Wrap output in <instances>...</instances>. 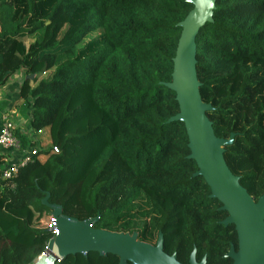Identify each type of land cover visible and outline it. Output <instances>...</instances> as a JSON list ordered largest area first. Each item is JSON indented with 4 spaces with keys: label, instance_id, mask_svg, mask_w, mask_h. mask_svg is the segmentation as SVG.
<instances>
[{
    "label": "trees",
    "instance_id": "trees-1",
    "mask_svg": "<svg viewBox=\"0 0 264 264\" xmlns=\"http://www.w3.org/2000/svg\"><path fill=\"white\" fill-rule=\"evenodd\" d=\"M191 0H0V90L17 73L21 112L33 132L50 131L42 158L2 179L0 154V264H34L54 238L29 224L50 210L94 227L138 234L189 264H233L238 248L228 213L195 177L189 139L172 82ZM34 42L27 46L26 41ZM46 75L42 79L39 77ZM200 94L220 139L234 142L225 159L257 201L264 195V0H217L214 22L197 37ZM5 111V110H1ZM21 149L35 144L16 130ZM38 147V146H37ZM58 148V153L53 149ZM49 216V217H48ZM57 264H119L113 255H69Z\"/></svg>",
    "mask_w": 264,
    "mask_h": 264
},
{
    "label": "water",
    "instance_id": "water-1",
    "mask_svg": "<svg viewBox=\"0 0 264 264\" xmlns=\"http://www.w3.org/2000/svg\"><path fill=\"white\" fill-rule=\"evenodd\" d=\"M193 9L178 27L181 35L173 63L172 82L165 86L176 95L179 113L169 122H182L189 139L190 160L198 167L195 177L204 178L211 190V198L222 204L228 213L222 222L225 227L234 225L238 236V248L231 246L226 255L233 264H264V195L255 200L241 185L225 159L226 148L234 142L216 136L208 113L210 104L203 102L197 75V37L201 29L214 22L217 0H191ZM34 77V76H30ZM49 195L42 201L50 210L54 238L47 251L34 264H57L69 255L98 253L101 257L113 255L119 264H181L177 254L164 251V236L159 235L156 244L140 241L137 233H118L94 227L96 219L80 221L64 214L62 206L52 204ZM189 264H206V258L198 262L196 249Z\"/></svg>",
    "mask_w": 264,
    "mask_h": 264
},
{
    "label": "built area",
    "instance_id": "built-area-1",
    "mask_svg": "<svg viewBox=\"0 0 264 264\" xmlns=\"http://www.w3.org/2000/svg\"><path fill=\"white\" fill-rule=\"evenodd\" d=\"M15 114L11 111H0V154L5 155V167L2 170V179L4 181L11 180L18 174L19 168L31 163L35 157L42 158V153L45 141L43 140L42 132H35L40 137H29V139L35 144L32 149H21L20 142L16 136V119ZM38 146V147H37ZM9 152H17L21 155L20 160L17 164H13L10 156L7 155ZM54 153H58V148L53 149ZM53 228V222L51 220L50 230ZM55 235V231H53Z\"/></svg>",
    "mask_w": 264,
    "mask_h": 264
},
{
    "label": "crops",
    "instance_id": "crops-1",
    "mask_svg": "<svg viewBox=\"0 0 264 264\" xmlns=\"http://www.w3.org/2000/svg\"><path fill=\"white\" fill-rule=\"evenodd\" d=\"M45 76H41L38 79H42ZM26 80H30L31 81V86L34 87L35 84L33 83L34 81V77H27L26 74L24 72H19L16 74V76L14 77V79L12 81H10L6 86L2 87V89L0 90V111L1 110H7V111H11L15 114V119H16V128L17 130H23L25 131V133H27V135L31 138V136H35V137H40L37 133L33 132L30 129L29 126V122H30V117L29 114L26 113H22L21 112V107L23 104V101L20 100V89L23 85V82ZM43 137H45V135L49 138L50 142L51 141V137H50V131L49 130H45L42 131ZM48 145L51 146V143H48ZM46 148H49L46 144V147L43 146L42 151H45ZM29 150V149H27ZM8 156H10V159L12 161L13 164H17L20 160L21 155L18 154L17 152H9L7 153Z\"/></svg>",
    "mask_w": 264,
    "mask_h": 264
},
{
    "label": "rangeland",
    "instance_id": "rangeland-1",
    "mask_svg": "<svg viewBox=\"0 0 264 264\" xmlns=\"http://www.w3.org/2000/svg\"><path fill=\"white\" fill-rule=\"evenodd\" d=\"M34 42L33 39H29L26 41V44L27 46H29L30 44H32ZM43 76H46V75H43ZM48 136V135H47ZM45 135V137H42L43 140L45 141V145L47 144L48 147H50V145H48V143H51L49 138ZM33 139V137H31V140ZM32 142V141H31ZM48 148L45 149V151L47 150ZM45 151H41L40 153H42V157L44 156L43 152ZM18 216L22 217L23 219H25L29 224H38L37 226L39 227H44V228H50V224H51V220L49 218V220L45 217H40L38 218L37 220H34V217H33V214L29 211H24V212H18L17 213ZM49 217V216H48ZM136 233V232H134Z\"/></svg>",
    "mask_w": 264,
    "mask_h": 264
}]
</instances>
